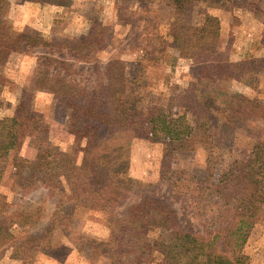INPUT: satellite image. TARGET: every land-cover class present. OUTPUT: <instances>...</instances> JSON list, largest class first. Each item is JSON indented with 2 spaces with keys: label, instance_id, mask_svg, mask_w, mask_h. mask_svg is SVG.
Wrapping results in <instances>:
<instances>
[{
  "label": "trees",
  "instance_id": "trees-1",
  "mask_svg": "<svg viewBox=\"0 0 264 264\" xmlns=\"http://www.w3.org/2000/svg\"><path fill=\"white\" fill-rule=\"evenodd\" d=\"M32 1L71 4V0ZM9 9L10 0H0V65L14 51L51 45L41 32L29 35L16 30L6 17ZM171 35L181 56L198 62L213 58L216 69L230 78L249 82L255 69L264 68L262 60L255 57L241 61L216 58L221 54V23L215 17H209L203 25H174ZM66 44L71 49L77 47L70 40ZM128 67L126 61L115 58L105 67L110 108L103 106L99 90L81 86L61 72L47 79V89L65 98L75 117L84 123L86 143L81 157L78 151H65L52 141L51 125L32 106L29 97L12 116L0 117V156L18 149L26 138L37 150L34 160L20 158L30 166L19 193L44 188L56 194L62 206L44 234L19 238L13 230L16 218L22 216L37 224L42 214L39 207L11 200L0 190V245L11 246L12 257L26 260L27 264L33 263L37 253L64 262L73 247L54 241L51 236L73 218L68 212L60 214L65 207L72 206L75 212L83 206L114 216L108 239H91V260L112 250L111 264H249L245 246L264 205V138L255 144L248 159H234L225 167L224 149L232 145L230 138L235 129L231 115L221 116L210 103L189 90L171 96L166 106L143 104L140 93L130 92ZM6 81L0 72V90ZM221 99L236 114L264 121V99H252L238 92ZM189 113L193 123L188 121ZM137 137L168 146L159 182L126 177L131 144ZM198 145L209 152L203 177L198 175L199 170L171 167L175 150H192ZM125 178L140 193L121 212ZM2 181L0 173V184ZM179 203H188L192 217L201 220V230L181 222Z\"/></svg>",
  "mask_w": 264,
  "mask_h": 264
},
{
  "label": "rangeland",
  "instance_id": "rangeland-1",
  "mask_svg": "<svg viewBox=\"0 0 264 264\" xmlns=\"http://www.w3.org/2000/svg\"><path fill=\"white\" fill-rule=\"evenodd\" d=\"M6 17L18 31L29 35L43 33L51 45L14 51L0 65V72L7 78L0 90V117L12 116L17 106L29 97L32 106L42 112L51 125L52 141L65 151H78L81 157L86 143L84 123L75 117L65 98L47 89V79L61 72L81 86L99 90L103 106L110 108L105 67L114 58L128 63L130 92L140 93L143 104L166 106L171 96L189 90L210 103L221 116L230 114L235 120V129L230 138L232 145L224 149L225 167L234 159H248L255 144L264 138L263 118L236 114L221 99L235 92L252 99H264V68L255 69L249 82L230 78L216 69L213 58L198 62L181 56L171 35L174 25H203L209 17H215L221 23L218 41L221 54L216 58L241 61L255 57L262 60L264 67V0H71L70 5L10 0ZM67 40L77 47L69 48ZM80 44L85 47L79 49ZM48 57L54 60L46 59ZM192 119L189 113L188 121L193 123ZM30 140L26 138L18 149L0 156L1 192L16 202L39 207L42 214L37 224L22 216L16 218L13 230L19 238L44 234L56 211L62 207L59 197L44 188L19 193L22 178L30 166L20 158L34 160L37 155ZM167 151L168 146L163 142L134 138L126 177L159 182ZM208 156V150L198 145L192 150H175L170 164L172 168L191 172L199 170L198 175L203 177ZM122 187L125 197L120 199L121 212L140 193L127 178ZM187 204H177L181 222H189L201 230L200 218L192 217ZM66 212L73 216L71 222L59 226L51 237L72 246L73 251L64 262L37 253L32 264H111L112 250L90 259L94 246L91 239L107 240L114 216L83 206H78L75 212L72 206L65 207L60 214ZM245 253L250 257L249 264H264V205L250 232ZM12 254L11 246L0 245V264H27L26 260L13 258Z\"/></svg>",
  "mask_w": 264,
  "mask_h": 264
}]
</instances>
